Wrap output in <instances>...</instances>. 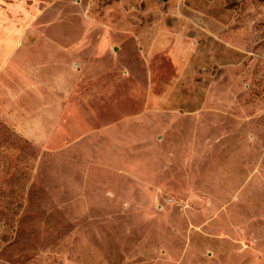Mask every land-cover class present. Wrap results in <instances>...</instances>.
I'll return each instance as SVG.
<instances>
[{"label": "rangeland", "instance_id": "374dc122", "mask_svg": "<svg viewBox=\"0 0 264 264\" xmlns=\"http://www.w3.org/2000/svg\"><path fill=\"white\" fill-rule=\"evenodd\" d=\"M78 8L72 77L0 78V264H264V0Z\"/></svg>", "mask_w": 264, "mask_h": 264}, {"label": "crops", "instance_id": "0c3cea01", "mask_svg": "<svg viewBox=\"0 0 264 264\" xmlns=\"http://www.w3.org/2000/svg\"><path fill=\"white\" fill-rule=\"evenodd\" d=\"M81 3L0 0V78L11 76L30 84L32 79L72 77L75 58L81 59L75 47L101 46L99 39L91 42L87 37L91 23L78 11Z\"/></svg>", "mask_w": 264, "mask_h": 264}]
</instances>
